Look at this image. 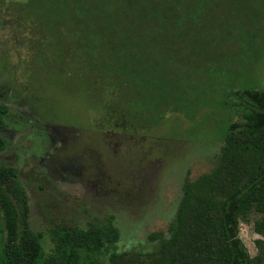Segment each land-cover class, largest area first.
I'll return each mask as SVG.
<instances>
[{"label":"trees","instance_id":"trees-1","mask_svg":"<svg viewBox=\"0 0 264 264\" xmlns=\"http://www.w3.org/2000/svg\"><path fill=\"white\" fill-rule=\"evenodd\" d=\"M224 2H10L0 30L21 35L17 47L30 43L29 81L41 66L76 81L88 121L102 131L98 141L137 143L181 115L193 129L209 124L222 145L211 171L185 175L167 235H149L158 241L154 249L119 251L120 231L109 215L85 226L54 223L46 231L53 249L45 254L44 232L31 226L29 195L19 168L2 156L7 140L0 133V264H101V255L108 264H264V239L254 240L251 256L238 234L239 220L255 212L253 229L264 237V85L251 76L258 62L264 67V0H234L233 18ZM7 120L0 103V129ZM42 182L41 189L55 191Z\"/></svg>","mask_w":264,"mask_h":264},{"label":"rangeland","instance_id":"rangeland-1","mask_svg":"<svg viewBox=\"0 0 264 264\" xmlns=\"http://www.w3.org/2000/svg\"><path fill=\"white\" fill-rule=\"evenodd\" d=\"M24 1L0 0V18H9L10 2ZM233 1L225 0L223 10L232 18ZM249 1L259 5L262 0ZM189 17L195 19L194 14ZM8 31L0 30V103L8 108L7 126L0 129L7 140L2 156L20 170L19 178L29 195L30 223L34 230L44 232L45 254L53 249L46 231L54 223L85 226L109 215L120 231L119 251L154 249L158 241L149 235H167L185 175L195 179L213 169L222 145L220 135L206 128L209 124L193 129L183 116L174 115L137 143L119 140L114 144L108 138L103 144L98 141L102 131L88 121V109L77 97L78 83L66 75H54L48 66L37 69L29 81L30 43L17 47L21 35ZM263 45L261 40L258 47ZM247 68L244 77L250 74ZM254 73L251 76L259 77V87L264 85L261 61ZM34 126H40L41 132ZM43 179L54 185V192L40 188ZM259 216L252 212L238 223L239 237L251 256L257 253L254 240L264 239L253 229ZM2 239L0 231V254ZM100 262L108 264L103 255Z\"/></svg>","mask_w":264,"mask_h":264}]
</instances>
